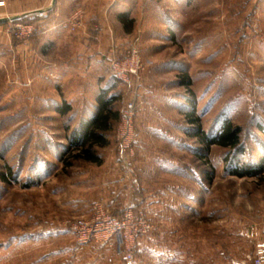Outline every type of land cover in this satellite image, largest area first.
Returning a JSON list of instances; mask_svg holds the SVG:
<instances>
[{
	"label": "rangeland",
	"instance_id": "374dc122",
	"mask_svg": "<svg viewBox=\"0 0 264 264\" xmlns=\"http://www.w3.org/2000/svg\"><path fill=\"white\" fill-rule=\"evenodd\" d=\"M134 1L127 0L135 16L131 25L120 23V28L107 15L124 43L116 46L112 35L102 56L113 84L112 106L119 115L129 100L136 114L152 110L147 115L156 117L163 133L149 160L180 162L175 174L181 191L175 200L183 211L148 217L131 207L151 224L136 238L145 240L137 252L134 242L132 264H246L254 244L264 240V178L229 175L224 164L229 149L211 145L203 156L193 133L196 125L214 133L230 120L241 127L243 153L235 150V158L264 161V0H140L143 4L131 6ZM84 8L78 5L55 23L76 31ZM18 20L34 25L33 12ZM68 20L79 24L65 28ZM7 27L0 24V31ZM8 35V47L0 46V264H128L124 243L78 244L69 228L76 218L93 217L97 206L115 217L126 208L113 213L99 193L80 187L85 183H79V172L89 163L71 158L75 148L68 149V137L84 109L92 110L90 100L75 101L61 115L56 109L65 96L60 83L43 86L34 97L33 32L27 40ZM133 44L143 69L129 85L117 81L108 57H124ZM184 74L188 84L180 83ZM119 121L109 144L97 149L101 161L123 162L116 144ZM134 133L127 171L138 149L135 121Z\"/></svg>",
	"mask_w": 264,
	"mask_h": 264
},
{
	"label": "crops",
	"instance_id": "0c3cea01",
	"mask_svg": "<svg viewBox=\"0 0 264 264\" xmlns=\"http://www.w3.org/2000/svg\"><path fill=\"white\" fill-rule=\"evenodd\" d=\"M148 0H144V3ZM85 7L84 19L81 27L70 32L55 20L64 19L75 7ZM140 0L131 3L136 6ZM33 12V19L42 24L41 30L36 28L33 34V96L39 98V92L45 88L60 85L65 89V96L61 102L70 104L79 99L91 102V109L95 105V97L100 88L113 90L110 83V73L103 57L112 46L113 36L118 41L117 27L111 28L107 15L120 23H128L133 19L132 10L127 8V0H18L8 2L4 8V15H0V24L8 27L0 31V46L8 47L12 24L7 16H18ZM122 28V27H120ZM8 29V33H7ZM113 35V36H112ZM9 48H11L9 46ZM93 94L90 97V90ZM63 92V91H62ZM59 106V105H58ZM57 106V107H58ZM57 109V108H56ZM90 110V109H88ZM84 111H87L86 108ZM152 110L140 109L135 117L137 131L136 161H131L132 171H127L122 161H101L100 163L88 162V168L79 172L80 187L99 193V198L106 200V205L113 213L121 212L130 206L136 211H143L148 217L156 214L164 216L173 211L182 212V203H176V192L181 191L177 184L175 169L180 167L179 161H150L152 151L159 147L161 126L156 117L147 115ZM85 112L82 117H88ZM154 118V120H151ZM161 125V122H160ZM164 126V125H163ZM158 128V129H157ZM167 131V130H165ZM165 133V132H164ZM169 148H173L170 142ZM159 150V149H158ZM100 190V192L98 191ZM196 190L186 200L195 199ZM139 237L134 246V252L145 244ZM114 247H119L117 239L113 240ZM117 249V248H115ZM163 254L166 253L164 249ZM166 256V255H165ZM164 256V258H166ZM153 260V259H152ZM165 264V263H164Z\"/></svg>",
	"mask_w": 264,
	"mask_h": 264
},
{
	"label": "built area",
	"instance_id": "2783aa9c",
	"mask_svg": "<svg viewBox=\"0 0 264 264\" xmlns=\"http://www.w3.org/2000/svg\"><path fill=\"white\" fill-rule=\"evenodd\" d=\"M11 0H0V15H4V8ZM12 24L11 33L18 40H27L34 25L28 22H20L15 16H7ZM77 20L63 22V26L69 29L77 27ZM108 66L117 81L124 84H132L137 81L143 69L142 62L138 55V48L133 44L128 53L122 57H108ZM134 100L126 101L119 115L120 126L117 132V149L123 162L130 169L129 161L134 157V121H135ZM132 166V165H131ZM132 169V167H131ZM100 206L96 207V213L91 218H76L69 223V228L78 244H86L91 241L109 242L117 239L124 243L128 264H132V248L138 236L147 234L151 229L149 220L142 213H135L127 206L119 217L103 213ZM246 264H264V240L254 244L252 253L246 255Z\"/></svg>",
	"mask_w": 264,
	"mask_h": 264
},
{
	"label": "trees",
	"instance_id": "16d2710c",
	"mask_svg": "<svg viewBox=\"0 0 264 264\" xmlns=\"http://www.w3.org/2000/svg\"><path fill=\"white\" fill-rule=\"evenodd\" d=\"M33 22L35 26L34 34L36 33V28L39 27L41 30L42 24L36 18L33 19ZM132 23L133 19L128 21V24L131 25ZM124 25L126 26V23ZM180 83H189L186 74L181 76ZM108 92L109 88L107 87L99 89L95 97L94 108L86 112L89 116L82 117L79 124L72 131L71 136L68 137V145L70 147L68 149L75 148V151L71 154V158H78L93 163L101 162L102 158L97 149L109 144V133L119 118V112L114 110L112 106L115 101V95ZM70 110V104L64 101L57 107V112L61 115L67 114ZM191 114L189 113L188 116H190V122L193 123L196 119L191 117ZM193 134L202 143L203 156L206 155L211 145H218L229 149V154L225 157L226 161H224L225 169L229 175L264 178V161L262 159L244 161L235 158V153H233L235 150L237 154L243 153L241 127L239 125L233 124L230 120H224L219 126V130L214 133L207 132L201 129L199 125H196ZM65 163L70 164L69 162ZM2 179L5 180L4 174L2 175Z\"/></svg>",
	"mask_w": 264,
	"mask_h": 264
}]
</instances>
